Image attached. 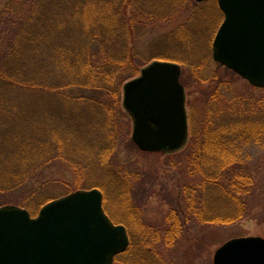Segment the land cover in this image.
Returning a JSON list of instances; mask_svg holds the SVG:
<instances>
[{
    "label": "trees",
    "instance_id": "trees-1",
    "mask_svg": "<svg viewBox=\"0 0 264 264\" xmlns=\"http://www.w3.org/2000/svg\"><path fill=\"white\" fill-rule=\"evenodd\" d=\"M55 1L7 0L0 15V172L9 173L10 178L6 186L0 181V193L26 183L33 169L53 161L47 154L37 156V150L52 149L58 159L62 154L70 156L76 149L75 144L72 146V132L97 130L102 138L98 153L103 150L107 155L111 154L115 146L108 143L107 136L112 134L110 128L117 115L123 114L116 73L124 69L139 70L140 67L136 63L139 56L132 49L136 39L134 28L165 23L175 15L167 16L174 10L159 12L156 0H84L81 11L87 18L82 22L71 17L75 20L76 30L70 33L58 31L56 27L57 19L53 17L51 5ZM186 1L177 0L176 9L180 10ZM129 12L133 15L127 17ZM159 60L185 64L172 59ZM150 61L143 60V64ZM198 81L202 96L199 101L203 105V116L198 120L204 124L202 129L200 126L196 129V107L189 106V144L198 145L192 153L186 154L184 161L179 159L181 153L167 157L176 158L173 163L178 162L175 165H180L182 174L190 177L192 183L181 187V199H173L169 213L163 217L169 226L158 228L142 220L140 228L144 231L140 237L127 223H116L108 213L113 222L125 225L130 239L128 249L115 257L114 264H177L178 260L167 251L182 243L183 232L188 231L192 223L230 226L250 212L246 200L254 196L256 182L243 154L250 146L264 147V98L231 92L218 80L201 78ZM57 94H66L65 102L59 98L66 105L50 103L55 105L50 111L54 116L64 117L65 121L68 120L65 113H70L74 128L44 125L45 119L51 116L50 111L39 109L36 100H49ZM13 110L22 114L18 120L12 118ZM24 115L28 122L25 127ZM77 115L81 119L75 121ZM85 118L92 119V123ZM39 130L43 131L41 136ZM55 135L63 142H56ZM39 137L49 141L39 143ZM25 160L30 166L21 171L17 164ZM93 160L95 163L91 168L101 164L110 169L108 162L100 160L98 164L97 159L87 156L86 161ZM6 175H0V179ZM121 183L123 187L121 189L118 184L116 196L132 214L139 199L132 200L127 181ZM97 188L102 191L107 211V193ZM213 199L227 201L233 207L230 215L208 208ZM146 231H151L152 235L147 237Z\"/></svg>",
    "mask_w": 264,
    "mask_h": 264
},
{
    "label": "rangeland",
    "instance_id": "rangeland-1",
    "mask_svg": "<svg viewBox=\"0 0 264 264\" xmlns=\"http://www.w3.org/2000/svg\"><path fill=\"white\" fill-rule=\"evenodd\" d=\"M6 1L0 0V15L5 10ZM56 1L51 4L54 9L53 17L57 19L55 22L56 27L58 26V31L62 30L63 32L72 33L71 31L76 30L73 18L82 22L87 18L84 11H81L83 8L82 1L84 0ZM156 4V9L159 12L164 13L174 10L172 14L167 16L175 15L170 21L165 23L157 22L151 26L147 24L144 28L145 30L134 28L136 39L133 42L132 49L139 56L136 63L140 67L139 70L124 69L116 73L117 84L121 89L120 109L123 114L117 115V120L110 128L112 134L107 136L108 143H113L115 146L114 150L110 151L111 154L107 155L103 150L98 153L99 148H102V138L97 130L72 132L74 136L72 146L75 144L78 150L74 149L70 156H63L64 154H62L59 159L55 157L52 149L37 150V156L47 154L53 161L50 164H44L39 168L33 169L32 176L26 183L23 182L13 190L0 193V202L3 203L1 206H18L28 210L32 216H36L38 211L45 205L44 203L49 201L46 199L54 200L78 190H90L100 187L106 191L108 196L106 205L109 208L107 211L105 210L107 215L109 213L116 223H127L138 237L144 231L140 228L142 220H145V223L154 224L153 226L158 228H162L165 225L169 226L167 221L164 222L163 217L169 213L168 211L175 198L181 199V187L187 183H192V180L182 174L179 168L180 165H175L178 162L173 163L176 158H167L173 154L143 153L131 142L132 123L121 106L123 85L136 78L140 70L151 62L162 61L159 58L184 62L185 64H179L180 62L163 60L177 63L181 67V78H183L181 81L182 84L185 83L183 86L185 88L186 109L189 113V106L196 107V129L204 125L201 120H198L203 116V105L202 102L200 105L199 101L202 98L199 92V79L218 80L231 92L253 95L258 98H264V89L251 87L245 80L228 69L219 66L211 59L212 42L223 22V14L218 5H216V0L204 2L187 0L180 10L176 9L178 8L177 0H156ZM130 14L133 15V12L126 13V16L128 17ZM131 17L135 19V16ZM153 57L158 58L153 59ZM143 60L151 61L143 64ZM187 65L190 66L187 67ZM65 95L57 94L49 100L37 98L35 105L41 110L45 109L48 111H50V108H54L55 105L63 107V105H66L63 99ZM59 98H62L64 102L60 101ZM50 103H55V105ZM42 105L43 108H41ZM71 105L75 106L77 104ZM49 114L51 116L45 119V126L54 125V127L64 126L67 129L74 128L70 121V113H65L68 117L67 121L60 115L54 116L51 111ZM19 116H22L21 112L12 111V118L18 120ZM79 119H81L80 115L74 116L75 121ZM85 119L92 123V119ZM27 123V116L24 115V127ZM42 133L43 131H38L39 136ZM16 136H18L17 133ZM48 141L49 139L46 140L39 137V143L47 144ZM55 141L61 143L63 139L55 135ZM189 141L190 129L187 144L177 152L181 153L179 157L181 161H184L182 159L192 153L198 145L194 143L191 146ZM87 156L88 159H97L98 164L100 160L108 162L111 164L110 169H105L101 164L91 168L95 161H86ZM243 158L249 164L250 175L256 182L254 196L246 200L248 202L246 203V208L250 212L242 220L230 226L223 227L192 223L189 230L183 232L182 243L177 244L173 250H171L172 248L168 249V251L166 250L171 257L178 260L177 264H213L215 251L229 240L244 237H260L264 239V147L250 146L245 150ZM17 166H20L21 171H23L30 165H27L25 160L24 162L19 161ZM111 166L114 168L112 167L113 169H111ZM6 174L7 172H0V175ZM8 174L3 179H0V181L2 180V186H6L7 181H10ZM121 177L122 179H116ZM121 181L124 183L127 181L129 188L132 190V200L137 201L139 199L136 207L132 208V214L128 213L124 203L118 200L116 196L117 190L119 191L118 184H120L121 189L123 187ZM211 196L213 197V195ZM179 203L181 204V201ZM208 205V208L222 214L230 215L229 213L233 211V207H230L229 203L222 199H213ZM145 235L150 237L152 235L151 231H146Z\"/></svg>",
    "mask_w": 264,
    "mask_h": 264
},
{
    "label": "water",
    "instance_id": "water-1",
    "mask_svg": "<svg viewBox=\"0 0 264 264\" xmlns=\"http://www.w3.org/2000/svg\"><path fill=\"white\" fill-rule=\"evenodd\" d=\"M203 2L206 0H195ZM224 20L212 59L254 88L264 89V0H217ZM177 63L153 61L122 87L131 141L147 153L175 154L188 141L185 88ZM129 247L98 189L78 190L44 205L36 217L18 206L0 207V264H113ZM213 264H264V239L235 238L214 253Z\"/></svg>",
    "mask_w": 264,
    "mask_h": 264
}]
</instances>
